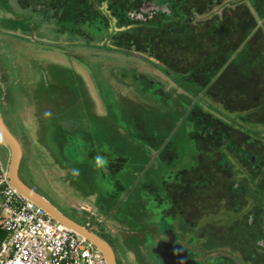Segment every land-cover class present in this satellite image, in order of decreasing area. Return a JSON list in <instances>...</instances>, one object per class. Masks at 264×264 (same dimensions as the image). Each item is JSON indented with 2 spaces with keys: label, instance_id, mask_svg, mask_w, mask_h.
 Segmentation results:
<instances>
[{
  "label": "rangeland",
  "instance_id": "obj_1",
  "mask_svg": "<svg viewBox=\"0 0 264 264\" xmlns=\"http://www.w3.org/2000/svg\"><path fill=\"white\" fill-rule=\"evenodd\" d=\"M22 1L32 8L0 0V112L22 149L23 182L67 217H82L104 232L119 264H161L167 222L152 198L171 189L181 171L189 177L195 167L189 179L205 175L212 185L206 191L195 185L196 226L173 220L169 240L175 242L176 233L199 264H221L222 258L250 264L253 255L264 262V166L252 174L226 147L207 150L198 133L197 147L192 120L199 112L216 126L242 132L245 140L250 136L263 160L264 124L226 109L215 89L180 85L148 55L117 48L112 37L135 28L120 26L108 1L87 0L92 13L77 25L60 22L62 13L48 9L61 0ZM240 2L262 26L248 0H224L211 15ZM80 4L70 5L75 16ZM253 144L251 154L258 152ZM116 152L115 166L109 154ZM97 153L108 160L106 173L94 167ZM0 158L9 169L11 151L1 141ZM73 168L80 170L78 177ZM116 180L124 190L114 187ZM236 186L238 201L231 193ZM115 210L124 217L110 218ZM223 232L233 238L229 244L211 240ZM167 245V253L178 259Z\"/></svg>",
  "mask_w": 264,
  "mask_h": 264
},
{
  "label": "trees",
  "instance_id": "obj_2",
  "mask_svg": "<svg viewBox=\"0 0 264 264\" xmlns=\"http://www.w3.org/2000/svg\"><path fill=\"white\" fill-rule=\"evenodd\" d=\"M18 1L22 8H32ZM79 1L61 0L59 4H49L48 9L62 13L60 22L77 25L87 21L92 13L87 0L86 3ZM106 1L120 26L135 28L112 37L117 48L148 55L164 65L165 72H172L180 85L185 82L211 93L215 89L217 99L226 109L246 112L252 121L264 124V0H248L263 22L262 26L241 2L212 16L213 10L221 8L224 0ZM76 4H80L81 12L75 16L70 5ZM197 115L192 120L197 131L194 132L197 147L199 139L210 151L212 147L215 150L227 147L238 155L249 152V144L254 142L250 136L245 140L242 132L232 126L221 123L219 127L211 116L199 112ZM253 149L258 151L255 153L258 164L263 167L261 149L256 143ZM204 178L196 180L200 186L197 191L201 188L206 191L212 185V178L205 175ZM213 186L216 188L214 181ZM153 200L158 202V196ZM6 239L7 233L0 228V245Z\"/></svg>",
  "mask_w": 264,
  "mask_h": 264
},
{
  "label": "built area",
  "instance_id": "obj_3",
  "mask_svg": "<svg viewBox=\"0 0 264 264\" xmlns=\"http://www.w3.org/2000/svg\"><path fill=\"white\" fill-rule=\"evenodd\" d=\"M0 264H107L88 239L56 222L12 184L0 158Z\"/></svg>",
  "mask_w": 264,
  "mask_h": 264
},
{
  "label": "flooded vegetation",
  "instance_id": "obj_4",
  "mask_svg": "<svg viewBox=\"0 0 264 264\" xmlns=\"http://www.w3.org/2000/svg\"><path fill=\"white\" fill-rule=\"evenodd\" d=\"M225 148V147H223ZM223 149H220V151ZM226 153L231 154L232 156H235V158H237V161L240 162L239 164L242 167H248L250 168V170H252V174H255L258 169H261V166L258 164V160L257 154H250V152L248 153H243L241 155L235 154L234 150H229L226 147ZM220 154V153H219ZM109 157L113 158V162L115 163V166L117 165L116 163L119 162V160H117V152L116 154H109ZM222 166V165H221ZM219 167V166H217ZM221 168V167H219ZM186 171V170H184ZM194 171H196V168L193 167L190 171V174L194 173ZM221 171H223V169L221 168ZM116 172V171H115ZM118 172V171H117ZM122 172V171H121ZM189 174L186 176L184 172H180V174L177 177V181H174V185L172 186L171 189H166L163 188L162 191H160L159 196H158V202H156L155 204L158 206V210L160 211V219H162L163 221H166L165 225H163V229H162V233L165 235V240H161L162 242L160 244L163 245V253L161 252V256H158V258H160V262L161 264H199V263H195L194 259L192 258V254L190 253V251L186 248V246L184 245V243L180 242L177 234L175 233V242L174 240L172 241V239L169 240L168 235L171 234V230H172V221L176 220L177 218L181 219L184 224L186 226H189L190 228H193L196 226V213H191V211L196 210V180L193 182V179H189L191 176ZM188 178V179H187ZM25 183V182H24ZM129 183V181H128ZM120 180L119 181H114L113 185L114 187L119 186ZM238 186H236L234 188V190L231 191V193L233 194L232 197H234V199H236V201H238ZM32 189V188H31ZM35 191V190H34ZM241 191V190H240ZM37 192V191H36ZM38 193V192H37ZM230 193V194H231ZM234 194H236L234 196ZM166 196V198H165ZM231 197V199H232ZM154 198V197H153ZM152 198V201L154 202ZM99 209H102V206L99 207ZM83 213V217H85V213ZM122 214V215H121ZM124 214L122 212H118V210H115L113 212H110V218H119L120 217H124ZM131 218V217H130ZM132 219V218H131ZM74 220V219H72ZM161 220V221H162ZM189 221H193V223H189ZM76 221L78 224L86 227L88 230H90L91 232H93L94 234L98 235L100 238H102L104 241H106L113 249L115 255H116V259H117V263L119 264V260H118V256L116 253V250L114 248V246L112 245L111 242H109L106 238V235L104 234V232H102L100 229H95L93 226H91L90 223H85L84 219L82 217L79 218V220H74ZM174 222V221H173ZM84 223V224H83ZM224 234H221V236L218 237L217 234L213 235V237H211V240H214L216 242H219L222 246L229 244V239H233L231 237V235H229L228 233L225 234V232H223ZM167 236V237H166ZM239 239V235L237 238V242ZM166 241L170 242V248L173 252H176L175 254H185L187 255V259H184L182 261L178 260L177 258H173L171 255H169L167 253V250H165L164 247H168L169 245H167L168 243ZM189 243V242H188ZM167 245V246H166ZM172 248H175V250H173ZM182 255V254H181ZM178 256V255H177ZM179 257V256H178ZM254 255L252 257V259L250 260V264H264L263 261H259ZM164 260H167V262H165ZM223 262H221V264H230L231 262L228 260H225L224 258H222Z\"/></svg>",
  "mask_w": 264,
  "mask_h": 264
},
{
  "label": "water",
  "instance_id": "obj_5",
  "mask_svg": "<svg viewBox=\"0 0 264 264\" xmlns=\"http://www.w3.org/2000/svg\"><path fill=\"white\" fill-rule=\"evenodd\" d=\"M0 141L3 144H5L11 151L9 176L14 187L26 198L33 201L38 206L42 207L56 222L67 227L68 229L74 230L75 232L85 237L90 242H92L99 249L101 257L105 259L107 264H118L116 255L112 247L106 241H104L98 235L88 230L86 227L78 224L76 221L64 215L51 202H49L46 198L42 197L40 194H38L36 191L31 189L27 184L23 182V180L20 178L19 175V170L22 161V149L17 139L8 129L1 115V112H0ZM181 254H178L179 256L178 259L180 261L187 259V255L183 253Z\"/></svg>",
  "mask_w": 264,
  "mask_h": 264
},
{
  "label": "clouds",
  "instance_id": "obj_6",
  "mask_svg": "<svg viewBox=\"0 0 264 264\" xmlns=\"http://www.w3.org/2000/svg\"><path fill=\"white\" fill-rule=\"evenodd\" d=\"M45 115L50 117L52 114L50 112H48ZM93 160H94V167L96 169L102 170L105 173L108 171V167H107L108 166V160L104 155L97 153L93 157ZM72 175L74 177H78L80 175V170L78 168H73L72 169Z\"/></svg>",
  "mask_w": 264,
  "mask_h": 264
},
{
  "label": "crops",
  "instance_id": "obj_7",
  "mask_svg": "<svg viewBox=\"0 0 264 264\" xmlns=\"http://www.w3.org/2000/svg\"><path fill=\"white\" fill-rule=\"evenodd\" d=\"M1 207V206H0Z\"/></svg>",
  "mask_w": 264,
  "mask_h": 264
}]
</instances>
